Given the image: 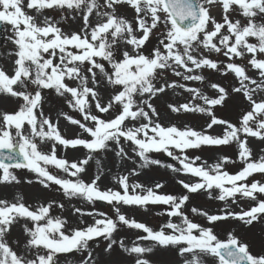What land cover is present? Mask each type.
Listing matches in <instances>:
<instances>
[{
    "label": "snow or ice",
    "instance_id": "snow-or-ice-1",
    "mask_svg": "<svg viewBox=\"0 0 264 264\" xmlns=\"http://www.w3.org/2000/svg\"><path fill=\"white\" fill-rule=\"evenodd\" d=\"M125 6L133 12L131 19L119 12ZM216 6L222 9L219 21L211 14ZM45 10L72 13L82 20V27L66 33L51 16H44ZM40 16L43 19L38 22ZM0 24L10 33L7 41L13 48L7 55L14 57L11 71L0 67V98L16 105L12 111L0 109V184H19L16 172L26 170L34 174V179L25 180L28 184L35 182L45 189L55 185L69 200L105 201L114 213L113 217L75 208L74 214L92 216L94 222L69 230L66 219L51 215L52 207L63 209V203L32 206L20 196L15 202L0 199V264H58L59 255L74 251L87 252L81 264H98L89 247L96 239L106 242L104 253L111 255L119 248L131 264H152L147 255L157 249L176 251L183 264H206L207 260L264 264V254H254L234 232L220 239L213 227L194 222L184 211L190 195L203 191L219 201L235 204L238 197L251 201L250 207L240 211L210 214L190 209L209 225L232 219L250 226L264 219V182H248L254 174L264 176V155L255 158L249 146L250 138L264 142V0H0ZM154 34L157 44L146 54ZM205 70L231 76L233 83L212 82L203 74ZM249 70H255L256 76L249 75ZM169 72L178 79L167 80ZM188 82L206 85L210 94ZM176 89L190 98L169 104L170 111L206 116L203 129L159 122L153 98ZM46 91L54 92L81 118L60 111L54 120L46 114ZM233 95L247 104L235 123L216 114L217 106L223 107ZM60 118L80 132L67 138L59 128ZM214 127L222 132L211 134ZM125 142L133 146L132 152L142 161L140 167L160 165L149 154L163 152L179 165L167 164L168 169L195 178L194 182L178 180L186 190L180 196L159 191L162 183L147 188L129 183V175L113 177L119 190L101 189L103 168L98 154L112 151L121 160L132 159ZM45 144L47 151L42 149ZM231 145L236 146L242 164L235 172L226 169L227 164L236 163L228 156L210 164L200 156L187 155L189 149L202 146ZM61 147L83 149L85 155L69 160L58 155ZM92 160L98 173L85 181L82 175ZM130 174L138 173L133 168ZM148 205L167 206L163 214L168 220L158 229L121 210ZM21 223L26 242L18 252L12 245L19 246V241L10 244L8 236ZM121 227L137 230L135 239L115 238Z\"/></svg>",
    "mask_w": 264,
    "mask_h": 264
},
{
    "label": "rangeland",
    "instance_id": "rangeland-1",
    "mask_svg": "<svg viewBox=\"0 0 264 264\" xmlns=\"http://www.w3.org/2000/svg\"><path fill=\"white\" fill-rule=\"evenodd\" d=\"M120 14L126 16L128 19H131L133 12L127 6L121 7L119 9ZM32 15H36L34 12H30ZM211 14L219 21L222 19V9L219 6L213 7L211 9ZM44 16H51L58 24L59 27L66 33L73 31H79L82 27V20L75 16L72 13H61L59 10H45ZM63 17V18H62ZM234 18H240L236 16ZM43 19V16L38 17V22ZM95 22V17L92 18ZM9 32L4 29V39L0 45V67H3L7 71L12 69V60L14 57H9L7 52L12 49L11 43L7 41V36ZM157 39L154 34L145 48V53L151 51V49L156 46ZM9 58V61L6 59ZM212 58L218 59L221 62L225 60L222 56H213ZM238 63H246V61L237 60ZM203 74L206 78L212 82H220L221 84L227 86L228 84L233 83L232 77L227 78L222 77L219 73L212 72L210 70H205ZM249 75L255 77V70H249ZM165 78L169 81L178 79L174 77L170 72L165 74ZM190 86L193 87H202L207 90L206 85H201L200 82H188ZM209 91L210 94V90ZM45 96L47 101L45 103V112L52 116L55 120L57 113L60 111L68 112L69 114L74 115L76 118L80 119L81 117L72 112L71 109H68L64 104L63 100L56 97L54 92L46 91ZM189 94L183 92L180 89L168 90L165 94H162L156 98H153L152 103L159 113L158 120L164 126L170 124H175L177 127L183 128L185 125H188L196 130H201L205 127L206 116L200 113H173L168 108L169 104H181L185 103L189 99ZM105 99H107V94H105ZM195 103H200V101H195ZM15 102L11 99L0 98V109L6 111H12L15 108ZM247 104L243 101V98L240 96L233 95L223 107L217 106L216 114L224 119H228L232 122H237L239 114L242 109L246 108ZM154 120L157 118L154 117ZM59 128L61 133L64 134L67 138L75 137L79 132L77 126L69 124L63 118L59 119ZM222 129L219 127H214L210 130V133L220 134ZM249 146L253 150L255 158H258L260 155H264V142L250 138ZM125 150L128 152L129 157L132 159L121 160L119 157H116L114 152L108 151L106 153L98 154V157L101 160V166L103 168V174L99 180V186L101 189L112 188L119 190L117 182L113 179L114 176L119 175H129V183H140L143 184L146 188L153 187L156 183H162L164 187L159 191L163 193H169L173 195H183L186 193V190L178 183V180L193 181L195 178L184 175L182 173H174L168 169L165 165L173 164L174 166H179L176 161L171 157L167 156L163 152H153L149 155L152 159H158L161 161L160 165H149L147 167H140L142 161L135 156V153L132 152V145L128 142L124 144ZM42 149L47 151L48 145H42ZM58 155L65 156L69 159H78L82 158L85 155L83 149L73 150V149H63L62 147L58 150ZM187 155L191 156H200L202 161H207L208 163H215L219 156H228L232 160L236 161L235 164H227L226 169L230 172L238 171L242 164L237 160V148L235 145L231 146H220V147H207L202 146L200 149H189ZM135 168L137 175H131L130 171ZM55 174L63 175L59 173L58 170L50 169ZM98 173V166L96 165L95 160L90 161L87 171L82 175V178L85 181H90ZM16 175L19 177L21 182L19 184H0V199H6L10 202H15L18 196L23 197V202L36 206L40 203H47L49 201H56L64 204V208L61 209L55 205L51 209L52 216H60L68 221L67 229L84 227L85 224H91L94 222L92 216L85 215L81 217L79 214H74L73 209L81 208L85 212L95 211V212H104L110 216L114 217L112 207L104 202L103 207H99L94 202L89 204L80 199H71L66 198L62 192L57 190V186L53 185L52 187L45 189L38 183L28 184L25 180L34 179V174L27 172L26 170H18ZM260 180L264 182V176L260 174H254L253 177L249 179L251 181ZM251 206V201H246L242 197H238L237 203H232L231 200L224 202L216 199H210L205 192H199L190 195V200L187 203V206L184 208L186 214L194 221L203 226H210L214 228L215 233L219 236L220 239H225L228 232H234L243 242H246L250 250L254 254H264V219H261L259 222H255L253 225L246 226L238 220L229 219L223 222H217L215 225H209L206 219L202 216H195L191 213L190 209L192 207H197L203 209L210 214H216L221 212L224 209L231 211H240L241 209H247ZM167 206L164 205H148L146 209L140 208L137 206H123L122 212L126 214L129 218H134L139 222H143L148 226L158 229L159 226L163 223H166L168 217L164 215V209ZM98 218V217H96ZM83 219L84 224L81 223ZM137 230H129L126 227H121L117 233H115V238H124L126 241H131L135 239ZM8 241L11 244L13 241H19V246L13 244L12 246L16 248L18 252L23 250V245L26 242V237L23 233L22 223L17 224L12 228L10 235L8 236ZM106 242L102 239H96L91 241L89 244L90 249L93 251V255L97 258L98 264H131V261L128 257L121 253L119 248H116L111 255H108L103 252ZM87 256V252H72L70 254H61L58 257V264H81L83 258ZM147 258L152 261V264H183V259L178 256L176 251L167 250L162 251L157 249L152 254H148ZM206 264H212L211 260H207Z\"/></svg>",
    "mask_w": 264,
    "mask_h": 264
},
{
    "label": "water",
    "instance_id": "water-1",
    "mask_svg": "<svg viewBox=\"0 0 264 264\" xmlns=\"http://www.w3.org/2000/svg\"><path fill=\"white\" fill-rule=\"evenodd\" d=\"M1 39H2V24H0V41H1ZM99 205H103V203L101 202V201H99V200H97L96 201Z\"/></svg>",
    "mask_w": 264,
    "mask_h": 264
},
{
    "label": "bare ground",
    "instance_id": "bare-ground-1",
    "mask_svg": "<svg viewBox=\"0 0 264 264\" xmlns=\"http://www.w3.org/2000/svg\"><path fill=\"white\" fill-rule=\"evenodd\" d=\"M29 14H31V13L29 12ZM3 27H4L5 31L7 32V30H6V29H7V26H6V25H3ZM9 34H10V33H9ZM11 47L13 48L12 45H11ZM8 59H9V58H7L6 61H9Z\"/></svg>",
    "mask_w": 264,
    "mask_h": 264
}]
</instances>
